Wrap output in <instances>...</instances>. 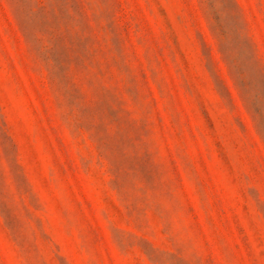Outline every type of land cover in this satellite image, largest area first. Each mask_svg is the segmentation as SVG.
I'll return each instance as SVG.
<instances>
[{"label": "rangeland", "instance_id": "rangeland-1", "mask_svg": "<svg viewBox=\"0 0 264 264\" xmlns=\"http://www.w3.org/2000/svg\"><path fill=\"white\" fill-rule=\"evenodd\" d=\"M0 264H264V0H0Z\"/></svg>", "mask_w": 264, "mask_h": 264}]
</instances>
